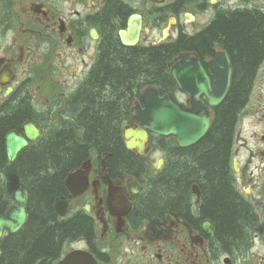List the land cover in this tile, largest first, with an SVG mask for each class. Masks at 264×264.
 <instances>
[{
    "label": "flooded vegetation",
    "instance_id": "1",
    "mask_svg": "<svg viewBox=\"0 0 264 264\" xmlns=\"http://www.w3.org/2000/svg\"><path fill=\"white\" fill-rule=\"evenodd\" d=\"M236 12L264 14V0H0V120L27 110L0 139V218L8 219V212L18 206L13 195L22 187L9 180L12 165L45 132L55 129L58 105L69 103L92 75L107 37L126 49H169L167 78L159 83V93L183 111L200 115L192 112L191 99L174 80L172 66L188 59L198 61L212 90L217 78L227 76V67L232 80L235 61L226 47L215 42L203 50L194 42L222 16ZM123 40L134 46H124ZM261 77L264 80V57L254 74L255 79ZM183 85L186 90L196 88L194 81ZM200 100L212 118L226 99L217 108L210 107L206 97ZM135 104L144 105L142 99ZM30 123L40 133L35 141L26 137L25 127ZM138 125L131 117L129 128ZM11 133L28 140L13 162L7 149ZM122 144L135 159H149L150 184L153 176L166 170L169 150L182 149L172 137L164 139L160 150L150 149L143 156L128 151L125 140ZM106 154L92 161L83 193L73 196L65 188L66 217L58 215L56 201L53 206L62 221L86 218L92 226L90 239L67 242L57 256L38 264H60L78 251L91 255L96 264H264V84L250 92L240 114L229 167L235 194L256 221L245 245L224 242L213 220L202 215L198 185L190 189L189 212L168 213L158 219L141 217L137 209L147 193L146 185L136 181L132 171L113 174L106 165ZM112 191L123 194L124 201L112 200ZM20 233L2 231L0 258L3 243Z\"/></svg>",
    "mask_w": 264,
    "mask_h": 264
},
{
    "label": "trees",
    "instance_id": "2",
    "mask_svg": "<svg viewBox=\"0 0 264 264\" xmlns=\"http://www.w3.org/2000/svg\"><path fill=\"white\" fill-rule=\"evenodd\" d=\"M215 42L222 43L235 61L230 92L215 110L208 134L192 147L169 150L166 170L153 176L150 184L148 162L126 152L122 135L142 90L160 88L159 83L166 80L165 58L170 52L126 49L107 37L92 75L69 103L58 105L62 125L45 132L9 171V180L21 185L27 195L28 219L18 236L3 243L0 264L43 263L62 252L67 242L90 239L92 226L86 218L62 221L53 206L66 195L69 174L105 153L110 155L106 165L113 174L132 171L131 176L146 185L147 193L137 209L141 217L158 219L168 213L189 212L190 189L198 185L202 215L213 220L222 240L238 245L248 242L256 221L235 194L229 167L238 120L264 57V14L222 16L194 45L207 50ZM26 111L0 120V139Z\"/></svg>",
    "mask_w": 264,
    "mask_h": 264
},
{
    "label": "water",
    "instance_id": "3",
    "mask_svg": "<svg viewBox=\"0 0 264 264\" xmlns=\"http://www.w3.org/2000/svg\"><path fill=\"white\" fill-rule=\"evenodd\" d=\"M123 32L121 35L123 36ZM126 47L133 46L123 40ZM227 76L217 78L215 87L212 90L210 82L204 73L199 62L186 60L178 63L172 68V74L176 82L179 83L183 91H186L192 99L193 106L200 103L199 97L204 95L210 106H218L229 92L231 84V70L227 67ZM186 81V82H185ZM194 81L196 88L186 90L183 83ZM144 107H135L132 110L134 118L139 122L138 129H127L125 131L126 148L128 150H138L139 154H144L147 150L148 132L159 136H173L180 147H189L202 140L209 132L211 121L207 109H201L202 114L183 112L168 96H160L158 91L149 90L143 95ZM194 107L195 111L200 110ZM26 137L30 141H35L39 136L38 129L30 123L25 127ZM11 133L7 137L8 157L13 162L17 154L28 145V140ZM163 161H160L161 166ZM91 161H87L77 172L68 176L65 181L66 188L76 194L83 192L88 185V172ZM77 186L80 191L76 192ZM120 197L112 191V200L117 204L121 203ZM13 200L18 205L8 212V219L0 218V235L6 230L10 235L20 231L27 221L26 203L27 196L21 188H17L13 195ZM57 213L64 217L66 215L67 204L58 201L55 205ZM60 264H96L94 259L87 253L74 252L70 254Z\"/></svg>",
    "mask_w": 264,
    "mask_h": 264
},
{
    "label": "rangeland",
    "instance_id": "4",
    "mask_svg": "<svg viewBox=\"0 0 264 264\" xmlns=\"http://www.w3.org/2000/svg\"><path fill=\"white\" fill-rule=\"evenodd\" d=\"M260 65H261V63H260ZM263 84H264V80L262 79V77L259 78V79H255L254 78V86H253L252 90L255 91V92L258 91L260 88H262ZM59 125H60V120L56 116V125H55V128L60 127L62 124L60 126Z\"/></svg>",
    "mask_w": 264,
    "mask_h": 264
}]
</instances>
